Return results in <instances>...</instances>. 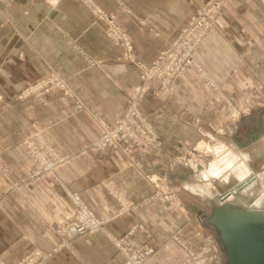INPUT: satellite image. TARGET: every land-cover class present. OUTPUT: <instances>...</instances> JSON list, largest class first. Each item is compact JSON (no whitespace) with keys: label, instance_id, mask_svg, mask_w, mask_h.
I'll use <instances>...</instances> for the list:
<instances>
[{"label":"crops","instance_id":"obj_1","mask_svg":"<svg viewBox=\"0 0 264 264\" xmlns=\"http://www.w3.org/2000/svg\"><path fill=\"white\" fill-rule=\"evenodd\" d=\"M120 1L98 0L105 9L118 13L116 22L133 35L136 52L150 62L203 0ZM123 5L143 22L125 12ZM226 8L197 58L213 80L224 82L226 93L232 96L238 89L249 90L257 80L264 83V76L258 75H264V6L259 0H229ZM116 52L103 24L94 23L79 1L0 0V264H18L32 249L50 251L60 240L56 227L72 219L75 211L60 181L82 196L106 221L114 237L132 230L138 244L154 247L144 264H178L184 257L183 249L164 239L185 222L182 211L162 195L150 199L155 192L153 185L127 165L120 152L101 154L90 146L100 136L93 116L111 119L125 106L126 93L136 84L133 65L118 61ZM53 66L66 77L86 109H77L74 99L62 96L57 89L43 100L16 97L30 82L31 74H47ZM176 91L188 106L201 112L211 96L208 84L193 67L177 82ZM165 96L161 95V100ZM219 101L216 98L211 107L222 114ZM162 102L150 96L142 107L166 129L178 127L174 120L182 105L172 108L164 104L153 110ZM205 117L208 120L210 114ZM245 120L242 130L237 129L239 122L217 131L211 123L206 124L203 136L217 150L203 154L201 161L194 157L188 161L182 148L183 156L175 158V166L162 168L171 191L173 185L189 191L187 199L180 196L182 201L192 198L205 207L213 199L211 195L216 197L214 192L222 190L220 185L213 189V183L207 184L205 177L198 176L205 165H230L226 170L239 165L251 168L250 151L264 147V108ZM34 131H41L64 157L56 168L61 180L29 177L39 165L22 140ZM194 132H189L193 140L200 137ZM152 165L162 164L148 163L146 169ZM22 177L29 178L14 189ZM44 264L128 263L108 236L86 233L75 237L70 248L55 251Z\"/></svg>","mask_w":264,"mask_h":264},{"label":"rangeland","instance_id":"obj_2","mask_svg":"<svg viewBox=\"0 0 264 264\" xmlns=\"http://www.w3.org/2000/svg\"><path fill=\"white\" fill-rule=\"evenodd\" d=\"M76 1H79L87 10L93 18L94 23L103 24L104 34L117 51L116 59L121 62L132 64L137 73L136 84L127 91L125 106L122 109L116 111L111 119L102 115L93 116L95 124L100 130V136L91 143V149L97 150L101 154H106L109 151L120 152L125 157L127 165L135 167L143 178L153 185L155 192L151 195L150 199L162 195L164 198L169 199L170 203L175 208H179L182 211L185 222L173 233L164 237L168 244H173L183 249L185 255L179 260L178 264H223L224 258L217 246L216 234L213 230L204 225L203 220L208 215L209 212L207 211L210 210L211 205L217 201V195L222 194L225 189L236 185L237 181L240 180L239 175L236 172H230L228 177H222L223 180L216 178L205 180L207 184L208 182L214 184L212 187L213 189L219 187L218 183L221 181L222 184L220 185H222L221 188H223L221 191L214 192L216 193V197L211 195L213 199L203 207L201 205L199 206V203L193 201L192 198H190L188 202L181 200L180 196L185 200L187 193H189L184 187L177 188L176 185H173V191H171V187L166 184L167 182L165 175H163L162 168L167 166L174 167L175 158L179 155L183 156L181 155V151H183L182 148L188 153L186 157L188 161L193 157L201 161L200 157L203 154L210 155L213 153L212 151H200L201 147L204 146L203 144L209 142L212 144L202 133V129L206 124L211 123L217 131L226 129L229 123L235 124L239 122L240 124L237 125V129L239 128L242 130L246 123L245 118L249 119L250 116L258 112L261 107L264 108V83L261 82L262 80H255L256 82L249 90L243 88L241 90L238 89L239 92L237 95L231 96L226 93L224 82L213 80L203 69L197 58V52L206 38L211 34V31L218 28V20L222 17L223 13H225L227 9L226 4L229 0H218L219 6L217 4L211 5L210 8H208L209 0H203L198 5L196 4L195 8L191 10L190 16L180 25L179 29L170 40L159 48L155 57L150 62L145 61L136 52L133 35L116 22L118 13L105 9L98 0ZM259 1H261L264 6V0ZM120 3L121 5L123 4L122 1H120ZM123 8L125 12L133 14L132 10L126 5H123ZM133 15L137 17L138 22H143L141 17L135 14ZM176 39H180V44L178 47H173ZM70 43H73V40H71ZM88 60L91 61L92 59ZM158 63L162 65L161 70L153 71V68ZM250 63L253 65V62L250 61ZM191 67L197 70L200 77L208 84L211 91V96L203 107L202 112L196 111L188 106L187 103L183 101L181 95L176 91L177 82ZM49 70L50 72L44 75L31 74L30 82L26 84L16 97L22 99L31 96L43 100L44 95L57 89L62 96H71L74 99L77 109H86V104L74 90H71L66 77L59 72V69L53 66L50 67ZM55 74L57 78H53ZM258 75L259 78L264 76L263 74ZM38 84H42V86L37 87ZM44 87L51 89L47 92L44 90ZM164 93L166 96L161 100V95ZM150 96L157 97L160 101H163L160 106H155L153 108L155 111L160 110L164 104L172 108L182 105V110L177 113L178 118L174 120V122L178 124V127L166 129L159 123L158 118L152 119L150 117V114L142 107L143 102ZM216 98L220 99L218 106H220L223 112L222 114H217L211 107V102ZM46 102L45 100V103ZM209 114L210 117L207 120L205 116ZM158 115L159 117L161 116V114ZM117 119L122 120L121 125H119ZM103 120L106 122H103ZM105 124L108 125L110 130L107 129L111 133L117 134V138H112L111 141L115 139L113 143L108 144L105 149H101L98 146V142L104 137ZM213 126L209 127L214 130ZM193 131H196L194 133L200 134V137L195 140L191 139L192 134L189 136V132L192 133ZM22 145L27 149L28 154L33 158L35 164L39 165L29 175L31 179L47 176L53 177L57 181L60 179L56 172V168L59 163L64 161V157L56 152L50 142L42 135L41 131H34L29 136L25 137L22 140ZM258 149L255 148L250 151V173L254 172L260 174L264 169V154H262L264 153V147L257 152ZM48 160H54L56 162V166L53 170L47 168L46 163ZM156 161H160L162 165H152L148 168L149 170L146 169L148 163L154 164ZM154 166H158L157 170L151 171L150 168ZM29 177L20 178L18 182L14 183L13 188H18L20 186L19 184L26 182ZM60 183L62 184L67 198L71 199L74 203L75 209L77 206L74 200L75 195L79 196L83 203L87 205L78 192L70 191L65 184L61 181ZM263 194L264 185L260 180L255 179L249 183L245 190L239 191L236 196L232 197L231 201L233 204L239 205L248 202H253L252 204H255ZM123 205L125 206L126 203L123 202ZM125 207L128 208L129 206L126 205ZM256 207L264 208V202ZM205 214L206 216H204ZM139 227L144 229L143 225ZM145 231L147 232V237H151L148 230L145 229ZM126 235L128 234L126 233L122 236ZM59 238L60 240L58 241H61V237ZM131 238L133 239L132 235ZM133 241L137 248H151V256L153 255L154 247L147 244H138L134 239ZM33 250L34 249L29 253ZM44 252H51L53 254L55 251L52 249L50 251L44 250ZM121 254L128 260L127 255L122 252ZM150 257L143 261L142 264L148 261Z\"/></svg>","mask_w":264,"mask_h":264},{"label":"water","instance_id":"obj_3","mask_svg":"<svg viewBox=\"0 0 264 264\" xmlns=\"http://www.w3.org/2000/svg\"><path fill=\"white\" fill-rule=\"evenodd\" d=\"M228 195H217L203 220L216 234L223 264H264V209L233 204Z\"/></svg>","mask_w":264,"mask_h":264},{"label":"built area","instance_id":"obj_4","mask_svg":"<svg viewBox=\"0 0 264 264\" xmlns=\"http://www.w3.org/2000/svg\"><path fill=\"white\" fill-rule=\"evenodd\" d=\"M218 5V0H209L208 8L211 5ZM219 6V5H218ZM215 7V6H214ZM185 27V26H184ZM186 28V27H185ZM180 44V39H176L173 44V47H178ZM162 65L158 63L153 71H160ZM182 68V67H179ZM57 78L55 74L53 78ZM42 86V84H38L37 87ZM51 88H45V91H49ZM46 93V92H45ZM119 125H121L122 120L117 119ZM103 122H106L103 120ZM104 130V137L98 142V146L101 149H105L108 144H112V138H117V134L111 133L108 128V125ZM109 130H108V129ZM46 166L49 170H53L56 166V162L54 160H48ZM40 174V173H36ZM77 206L74 212V216L72 219L67 221L66 223L56 227V234L61 237V241L53 248V251L60 249L61 247H71V241L79 236L86 233L91 234H105L107 235L115 244L116 248L122 252L123 254L128 256L127 263L128 264H142L148 257L151 256L152 249L145 248L140 249L134 245V241L131 238L132 230H130L126 236L122 237H114L107 229L106 221L98 217L83 201L79 198V196L75 195L74 198ZM54 253V252H53ZM52 253H45L43 249L36 248L31 253H28L25 258L19 262L18 264H44L51 257Z\"/></svg>","mask_w":264,"mask_h":264},{"label":"bare ground","instance_id":"obj_5","mask_svg":"<svg viewBox=\"0 0 264 264\" xmlns=\"http://www.w3.org/2000/svg\"><path fill=\"white\" fill-rule=\"evenodd\" d=\"M203 145L204 146L201 147V149H200V151H202V152L203 151H213L214 152L215 150H217V147H214V145L211 144L210 142L203 144ZM229 166L230 165H227V164L226 165H215V164L214 165H205L204 169L201 171V173L198 174V176L205 177V180H207V179L211 180L213 178L222 179L223 176L225 178H226V176L228 177L229 172H231V173L236 172L239 175L240 180L237 181L236 185L232 186L231 188L225 189L224 192L222 193V194H224L226 192H229V195L227 196L228 201H230V199L232 197L236 196L239 191H243L248 187L252 176H254L255 179L260 180L261 183L264 185V169L262 170V172L260 174H256L254 172L250 173L251 169L248 168L246 165H239L240 167L239 166L236 167L234 169L235 171L234 170H226V168L228 169ZM218 184L219 185L222 184L221 181H219ZM220 186H222V185H220ZM263 202H264V194L261 195V198H259L255 202V204H252V206L253 207L260 206ZM258 208H260V207H258Z\"/></svg>","mask_w":264,"mask_h":264},{"label":"flooded vegetation","instance_id":"obj_6","mask_svg":"<svg viewBox=\"0 0 264 264\" xmlns=\"http://www.w3.org/2000/svg\"><path fill=\"white\" fill-rule=\"evenodd\" d=\"M249 177V176H248ZM255 180V177L254 176H252L251 177V181L250 182H252V181H254Z\"/></svg>","mask_w":264,"mask_h":264}]
</instances>
